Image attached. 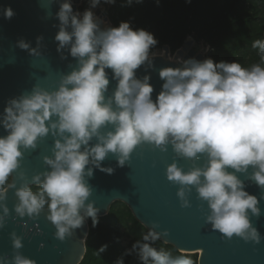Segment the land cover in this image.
Listing matches in <instances>:
<instances>
[{
  "label": "clouds",
  "instance_id": "1",
  "mask_svg": "<svg viewBox=\"0 0 264 264\" xmlns=\"http://www.w3.org/2000/svg\"><path fill=\"white\" fill-rule=\"evenodd\" d=\"M101 2L112 5L115 0H90L83 12L75 13L70 0H65L57 13L61 25L55 36L57 51L69 46L78 70L64 77L57 91L36 89L29 96L9 101L4 108L0 125L8 134L0 137V199L5 189L12 186L7 181L19 166L21 146L34 148L37 138L50 129L61 135L68 133L63 143H55L54 161L45 159L53 170L42 183L39 176L33 177L41 190L34 193L21 188L15 193L19 199L15 211L21 216L38 213L47 203L48 220L56 225L57 237L62 240L69 228L82 223L79 211L90 195L83 180L89 157L99 167L107 153H117L122 166L142 142L163 150L171 138L178 154L195 158L198 153H206L208 163L203 169L187 173L173 163L167 168V179L182 186H197L199 198L207 201L211 210L207 220L213 230L227 238L235 235L259 243L247 215L249 211L259 214L257 198L246 193L242 182L227 169H257L251 179L264 188V67L254 64L244 68L237 62H214L211 58L202 62L188 59L183 67L159 71L164 83L153 101L150 77L136 79L135 70L149 59L156 39L144 29L134 30L127 21L101 30V21L94 20L92 11ZM13 15L10 7L4 9L5 19ZM19 46L27 48L23 42ZM256 46L264 51V43L257 41L253 47ZM106 69H111V77L117 82L107 103ZM52 116L57 121L46 127L45 122ZM105 125H113L114 131L106 137L98 136V130ZM93 136L100 142L80 151ZM101 171L111 174L112 170ZM87 175H92L91 169ZM177 195L184 201L182 206H187L184 190ZM85 211L88 216H95L92 205ZM150 237L158 238L150 232L143 239ZM13 246L21 247L20 241L14 240ZM137 246L142 261L151 258L154 264H193L190 258L170 259L147 243L133 247ZM14 264L33 262L17 256Z\"/></svg>",
  "mask_w": 264,
  "mask_h": 264
},
{
  "label": "water",
  "instance_id": "2",
  "mask_svg": "<svg viewBox=\"0 0 264 264\" xmlns=\"http://www.w3.org/2000/svg\"><path fill=\"white\" fill-rule=\"evenodd\" d=\"M82 0H70L73 12ZM65 0H0V120L4 117V108L9 101L29 96L39 89L48 93L58 90L64 77L78 70L77 60L70 56L69 46L57 51L58 42L55 36L60 29L57 13ZM11 8L14 15L4 18V9ZM107 8L94 10V20L101 21V30L110 23L106 17ZM70 31V29H68ZM23 42L27 48L19 45ZM193 40L187 38L182 46L171 53L168 46L161 48L158 55H149V59L135 70V78L143 80L150 77L153 87L152 99L155 101L164 83L159 78L163 68H180L183 62L194 59L202 62L209 58L210 53L196 52L192 48ZM109 85L104 93L107 103L116 89L117 82L111 77V69H106ZM71 87V86H68ZM113 110L116 106L112 104ZM52 116L45 122L47 127L57 121ZM114 131L113 125H105L98 130V136L106 137ZM8 133L0 125V137ZM68 133L57 134L50 129L38 137L34 148L19 151V166L9 176V184L0 199V264H14L17 256L33 262V264H79L86 252L85 241L89 226L85 209L92 205L94 217L107 215L109 207L115 202L127 206L134 219L148 233L157 235L158 241L173 247L178 253L197 255V264H264V188L258 186L251 176L257 169L249 166L245 172H228L236 175L243 184V190L257 198L259 214L247 213L252 229H255L259 243L233 236L224 237L213 230L207 218L211 215L208 202L199 198L197 186H182L167 179V168L173 163L187 173L195 168L207 166L206 153H198L195 158H186L178 154L171 138L163 145V150L148 142H142L129 154L121 166V158L117 153H107L105 158L96 162L89 157L83 177L90 195L84 201L79 215L82 223L77 228H69L61 240L57 237V227L48 216V208H41L38 213L19 215L15 208L19 199L15 193L21 188L39 187L33 177L39 176L40 183L53 169L45 163V159H55V143L64 142ZM100 141L93 136L87 146L91 148ZM91 169L92 175L87 172ZM101 169H111V174ZM201 180L203 178L201 177ZM184 190V201L177 193ZM5 209L7 210L5 212ZM166 233V234H165ZM19 240L21 247L13 246Z\"/></svg>",
  "mask_w": 264,
  "mask_h": 264
},
{
  "label": "trees",
  "instance_id": "3",
  "mask_svg": "<svg viewBox=\"0 0 264 264\" xmlns=\"http://www.w3.org/2000/svg\"><path fill=\"white\" fill-rule=\"evenodd\" d=\"M89 3L90 0L84 3V9ZM107 15L111 27L127 21L134 30L144 29L151 33L157 44L149 50V55L164 45L173 53L192 37L212 49L209 58L214 62H237L244 68L254 64L264 67V51L259 46L253 47L257 41L264 43V0H115ZM28 189L34 193L41 190L40 186ZM43 208H48L47 203ZM123 208L120 212L111 209L103 219L107 224L115 222L117 230L131 223L132 249L126 251L118 244L95 246L92 242L94 225L90 222L86 252L79 264H117V261L120 264H154L151 258L142 261L139 246L133 247L145 243L158 252L171 249L179 259L190 258L197 264V255H181L173 247L151 237L145 241L143 238L149 233L126 205Z\"/></svg>",
  "mask_w": 264,
  "mask_h": 264
},
{
  "label": "rangeland",
  "instance_id": "4",
  "mask_svg": "<svg viewBox=\"0 0 264 264\" xmlns=\"http://www.w3.org/2000/svg\"><path fill=\"white\" fill-rule=\"evenodd\" d=\"M86 2L87 0H82L81 3L77 5V11L83 12L84 3ZM109 7L110 5L104 4L101 2V4L98 5L95 9L100 8L101 10H103L104 8H107L108 10ZM95 9H92V11L94 12ZM106 17L108 19V15H106ZM108 27H111V25H109ZM188 38L192 39L194 42L192 46L194 51L202 52L204 54L210 53L211 55L212 49L208 45H206L203 41H197L192 37H188ZM160 53H161V49H157L156 51H154L153 54H160ZM123 205L124 204L121 202L113 203L109 207L108 213L111 209H113L116 212L123 211L124 210ZM85 219L88 222V224L91 222L94 225V221H95L94 235L92 237V242L95 246L106 247V246L118 244L122 248H124L126 251H130L132 249V233L129 229L131 226L130 222L127 223V226H122L121 228H118L117 230L116 228L117 225L115 222L112 224H107V222H105L103 217H86ZM163 252L166 253L170 259H173V260L179 259L176 253L173 252L171 249L166 248L163 250ZM181 255H185V254H181Z\"/></svg>",
  "mask_w": 264,
  "mask_h": 264
},
{
  "label": "bare ground",
  "instance_id": "5",
  "mask_svg": "<svg viewBox=\"0 0 264 264\" xmlns=\"http://www.w3.org/2000/svg\"><path fill=\"white\" fill-rule=\"evenodd\" d=\"M193 48V47H192ZM155 55H158V54H155Z\"/></svg>",
  "mask_w": 264,
  "mask_h": 264
}]
</instances>
